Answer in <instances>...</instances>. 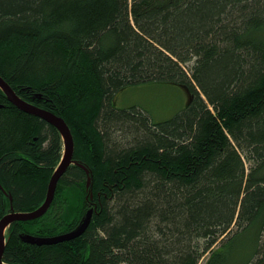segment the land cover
<instances>
[{
  "label": "trees",
  "instance_id": "16d2710c",
  "mask_svg": "<svg viewBox=\"0 0 264 264\" xmlns=\"http://www.w3.org/2000/svg\"><path fill=\"white\" fill-rule=\"evenodd\" d=\"M0 76L66 121L93 180L90 198L71 164L43 215L8 226L3 263L264 264V0H0ZM154 82L186 105L160 121L117 106ZM61 154L0 88V219L43 202ZM90 208L75 238L24 240Z\"/></svg>",
  "mask_w": 264,
  "mask_h": 264
},
{
  "label": "water",
  "instance_id": "95a60500",
  "mask_svg": "<svg viewBox=\"0 0 264 264\" xmlns=\"http://www.w3.org/2000/svg\"><path fill=\"white\" fill-rule=\"evenodd\" d=\"M0 88L2 91L5 93L7 99L14 104L17 108L20 110L38 116L51 125H53L57 131L59 132V135L61 137L62 143H63V152L61 155V159L59 160L57 166L53 170L49 181L47 183V190L45 194V198L43 202L34 210L32 211H27V212H18V211H13L11 207V212L7 213L0 219V264L2 263V252L3 248L5 245V233L4 231L6 228L14 221L17 220H31L40 217L43 215L48 207L50 206L56 185L62 174L67 170V168L71 164H77L80 167L84 169V171L89 174L90 170L83 165L82 163L77 162L73 158V153H74V142H73V137L70 131L69 126L67 125L66 121L59 115L55 114L54 112L36 106L21 97H19L15 91L4 81V79L0 76ZM89 181L90 177L88 176L86 185L87 187L89 186ZM92 214V208L88 209L82 218L80 224L76 226L74 229L64 232L62 234L46 237V236H35L31 234H26L24 236V240L29 243H34V244H50V243H55L58 241H63V240H69L72 238H75L79 236L87 227L90 217Z\"/></svg>",
  "mask_w": 264,
  "mask_h": 264
},
{
  "label": "rangeland",
  "instance_id": "374dc122",
  "mask_svg": "<svg viewBox=\"0 0 264 264\" xmlns=\"http://www.w3.org/2000/svg\"><path fill=\"white\" fill-rule=\"evenodd\" d=\"M189 98L190 94L185 86L154 82L141 83L121 90L116 94L115 102L118 107L139 105L145 108L154 120L160 121L172 117L186 105ZM89 177L88 196L90 194L92 198V175L89 174ZM201 263H204V259Z\"/></svg>",
  "mask_w": 264,
  "mask_h": 264
},
{
  "label": "bare ground",
  "instance_id": "6f19581e",
  "mask_svg": "<svg viewBox=\"0 0 264 264\" xmlns=\"http://www.w3.org/2000/svg\"><path fill=\"white\" fill-rule=\"evenodd\" d=\"M9 213V212H8ZM6 215V214H5Z\"/></svg>",
  "mask_w": 264,
  "mask_h": 264
},
{
  "label": "flooded vegetation",
  "instance_id": "af4514ba",
  "mask_svg": "<svg viewBox=\"0 0 264 264\" xmlns=\"http://www.w3.org/2000/svg\"><path fill=\"white\" fill-rule=\"evenodd\" d=\"M5 241H6V239H5Z\"/></svg>",
  "mask_w": 264,
  "mask_h": 264
}]
</instances>
